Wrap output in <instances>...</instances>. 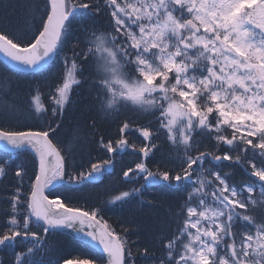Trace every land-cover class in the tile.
I'll return each instance as SVG.
<instances>
[{
	"label": "snow or ice",
	"instance_id": "6c2138e0",
	"mask_svg": "<svg viewBox=\"0 0 264 264\" xmlns=\"http://www.w3.org/2000/svg\"><path fill=\"white\" fill-rule=\"evenodd\" d=\"M28 7L27 32L0 28V67L16 75L40 72L60 56L78 17L107 12L110 27L78 26L46 125L19 123L16 105L0 101V180L15 165L0 209V250L13 249L9 264H264V218L255 215L264 211V0H45ZM83 80L105 117L130 111L151 119L137 124L145 141L137 145L126 135L135 122L125 116L119 139L100 140L109 158L76 171L58 138L61 124L51 120L62 117ZM29 112L47 114L38 93ZM129 151L139 160L122 179L139 186L107 203L142 197L154 185L186 189L172 214L175 229L160 227L159 255L147 245L133 252L131 229L114 227L101 208L72 204L71 192L114 171L115 157ZM156 152L163 169L148 165ZM24 155L30 169L13 160ZM225 167L247 179L235 181ZM64 231L91 258L59 254L48 237Z\"/></svg>",
	"mask_w": 264,
	"mask_h": 264
},
{
	"label": "trees",
	"instance_id": "16d2710c",
	"mask_svg": "<svg viewBox=\"0 0 264 264\" xmlns=\"http://www.w3.org/2000/svg\"><path fill=\"white\" fill-rule=\"evenodd\" d=\"M33 2L43 6L45 0H0V28L11 33L27 32L32 25L28 5ZM100 2L103 4V0H100ZM89 23H95L101 29L108 30L110 27V15L104 12L103 14H97L95 16L78 17L72 27L71 34L68 37L63 52L60 56L54 58L48 67L40 72L16 75L11 72H6L0 67V91L3 92L2 97H4V100L15 104L16 108L19 105L27 110L29 109L28 97L38 90L42 93L47 110H52L53 102L51 100L52 93L50 92L54 91L55 87L62 81L64 75L65 65L62 57L66 54L71 56L72 45L75 42V38L80 35L78 26ZM87 75L88 72L85 71L84 76ZM9 78L11 91L7 95H4L3 85ZM94 97L95 93L94 91H90L87 80H83L80 85H74L71 92V103L66 106L62 117H58L56 120V122L59 121L61 124L58 138H61L60 141L66 149L69 165H74L76 171L87 170L90 167V163L108 159L109 154H105L106 150L100 145V140L103 139L106 143L109 139L113 142L119 139L120 133L117 129H119L122 123L121 120L125 116H134L129 111L121 119L115 121L107 118L103 113L98 111ZM69 113H77L78 115L75 117L77 119L75 121L68 120L67 114ZM17 115L19 119L22 116L18 112V108ZM31 119L33 118L31 117ZM50 119L51 117L48 113L44 119H34L37 124L31 125H46ZM150 119L151 117H145L143 121L133 124L132 131L128 132V134L126 133L130 143H136L135 140L140 138L142 145L143 137L140 136L135 128L137 124L144 125ZM51 122L55 125L54 120H51ZM66 124L74 127L79 126V129L63 134L61 130H64L67 126ZM152 127L155 128L156 125ZM159 139L161 141L164 140L163 134H161ZM79 141L82 145L77 147ZM163 147L167 149V143H164ZM74 151L78 155L73 156L71 153ZM129 154L131 155L130 152ZM0 155L3 154L0 153ZM118 156L115 157L116 163L114 171L106 173L95 183H84L70 193L72 196V204L101 208V215L109 220L114 227L119 229L121 226H124L131 229L128 239L136 242L131 246L133 252H136L137 248H143L147 245L150 248H155L157 250L156 254L159 255L158 237L160 235V227L162 225L166 226L168 234L175 229L177 221L172 214L177 211L178 206L185 197L186 189L181 188L177 190L175 186L154 185L146 187L142 197L128 198L126 201L116 202L115 204L107 203L117 191L121 192L122 190H129L132 187L139 186V183H124L122 179L123 170L127 167L134 166V162L138 161H133L127 155ZM3 158L8 159L7 156H3ZM118 158L122 160L121 163L126 160L130 161L131 164L120 167L118 166ZM14 161L15 164H23L27 168H31V158L27 155L20 156L19 160L14 159ZM228 163L225 162V164ZM148 165L153 170H155L157 165L163 169L162 153L156 152L155 156L148 160ZM223 171L235 173L234 180L237 182L247 179L243 174V170L238 167H225ZM14 173L15 165L10 168L8 176L3 179V185H0V198L7 197L11 194L15 183L13 180ZM3 204L4 200L0 202V208H2ZM255 215L258 217L257 222H259L261 218H264V211H259ZM48 239L49 242L54 244L59 254H64L69 258H91L87 253V249L78 245L69 234L61 232L53 233L49 235ZM15 250L19 251L21 249L17 248ZM12 257L13 249L0 250V262L2 264H9ZM137 264H153V261L151 258H142L137 261Z\"/></svg>",
	"mask_w": 264,
	"mask_h": 264
},
{
	"label": "rangeland",
	"instance_id": "374dc122",
	"mask_svg": "<svg viewBox=\"0 0 264 264\" xmlns=\"http://www.w3.org/2000/svg\"><path fill=\"white\" fill-rule=\"evenodd\" d=\"M56 88V87H55ZM55 90V89H54ZM54 92V91H53ZM53 92H50V93H53ZM39 94L40 95V97H41V103H43L44 105H45V103H44V99H43V96H42V93H40L38 90H36V92H34L32 95H30L29 97H28V107H30V100H31V97L33 96V95H36V94ZM4 100V97H2V98H0V101H3ZM45 107H46V105H45ZM18 112L19 113H21V117H20V119H19V123H21V124H24V123H27V124H37V122L34 120V118L31 116V114H30V112H29V109H25V108H23V107H21V106H19L18 105ZM47 108V107H46ZM48 113H49V116L51 117L52 115V112H51V110H47V114L45 115V116H47L48 115ZM45 116H42V117H40V118H42V119H44L45 118ZM31 117L33 118V119H31ZM127 117V116H126ZM125 118V117H124ZM131 118V120L132 121H134L135 123H139V122H141V121H143V118H145V117H143V118H138V117H136V116H132V117H130ZM58 119V118H57ZM55 121V124L57 123L56 122V120H54ZM121 121H123V120H121ZM67 126L64 128V130H61V132L63 133V134H65V133H70V132H72V131H76V130H78L79 129V126H77V127H74V126H71V125H68V124H66ZM118 131H119V129H117ZM128 134V133H127ZM63 136V135H62ZM61 139V138H60ZM140 138L138 139L137 138V140H135L136 141V144L137 145H141V143H140ZM143 143H145V141L143 140ZM142 143V144H143ZM80 145H82V143L79 141L78 142V144H77V147H79ZM131 153V152H130ZM73 156H76V155H78V153H75V151L74 152H72L71 153ZM80 154V153H79ZM105 154L107 155L108 153L107 152H105ZM122 156V155H121ZM127 156H130L131 157V159L133 160V161H138L139 160V156L137 155V156H134V155H128L127 154ZM117 157H119L118 155H117ZM126 158V157H125ZM14 159H18L19 160V158H13V160ZM119 160H118V166H120V167H124V166H128L129 164H131V162L130 161H126V160H124V162H122L121 163V159L120 158H118ZM258 191H259V189H257V193H258ZM118 192V191H117ZM117 192L116 193H114V195L113 196H116V195H118L117 194ZM122 192V191H121ZM255 195V194H254ZM112 196V197H113ZM257 212H259V211H257ZM257 214V213H256Z\"/></svg>",
	"mask_w": 264,
	"mask_h": 264
},
{
	"label": "bare ground",
	"instance_id": "6f19581e",
	"mask_svg": "<svg viewBox=\"0 0 264 264\" xmlns=\"http://www.w3.org/2000/svg\"><path fill=\"white\" fill-rule=\"evenodd\" d=\"M2 96H3V92L0 91V97L2 98ZM77 115H78L77 113H71V114L69 113V114H67V119L70 121H75V119H77V118H75ZM4 207H6V205L3 204L2 208H4ZM2 208H0V209H2Z\"/></svg>",
	"mask_w": 264,
	"mask_h": 264
},
{
	"label": "flooded vegetation",
	"instance_id": "af4514ba",
	"mask_svg": "<svg viewBox=\"0 0 264 264\" xmlns=\"http://www.w3.org/2000/svg\"><path fill=\"white\" fill-rule=\"evenodd\" d=\"M3 183H4V180L2 179V180H0V185L2 186L3 185ZM4 200V197L3 198H0V202H2ZM4 204H5V202H4Z\"/></svg>",
	"mask_w": 264,
	"mask_h": 264
},
{
	"label": "water",
	"instance_id": "95a60500",
	"mask_svg": "<svg viewBox=\"0 0 264 264\" xmlns=\"http://www.w3.org/2000/svg\"><path fill=\"white\" fill-rule=\"evenodd\" d=\"M2 59H3V58H2V57H0V60H2ZM51 62H52V61H50V62H49V64H50ZM49 64H48V65H49ZM48 65H47V66H48ZM47 66H46V67H47ZM62 233H67V234H70L68 231H64V232H62ZM70 235H71V234H70ZM71 236H72V235H71Z\"/></svg>",
	"mask_w": 264,
	"mask_h": 264
}]
</instances>
